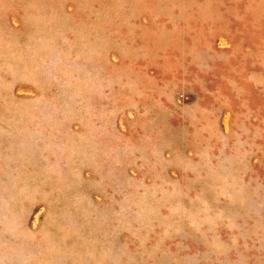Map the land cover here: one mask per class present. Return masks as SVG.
I'll list each match as a JSON object with an SVG mask.
<instances>
[{"label": "rangeland", "instance_id": "374dc122", "mask_svg": "<svg viewBox=\"0 0 264 264\" xmlns=\"http://www.w3.org/2000/svg\"><path fill=\"white\" fill-rule=\"evenodd\" d=\"M0 264H264V0H0Z\"/></svg>", "mask_w": 264, "mask_h": 264}]
</instances>
